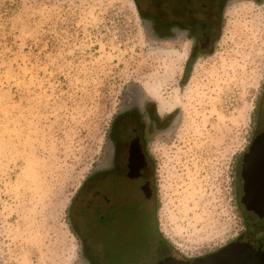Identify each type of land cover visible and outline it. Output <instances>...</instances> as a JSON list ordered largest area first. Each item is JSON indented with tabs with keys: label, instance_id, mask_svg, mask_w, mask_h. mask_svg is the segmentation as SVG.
I'll list each match as a JSON object with an SVG mask.
<instances>
[{
	"label": "rangeland",
	"instance_id": "1",
	"mask_svg": "<svg viewBox=\"0 0 264 264\" xmlns=\"http://www.w3.org/2000/svg\"><path fill=\"white\" fill-rule=\"evenodd\" d=\"M139 11L136 0H0V264H82L73 198L108 163L129 86L175 112L151 146L154 236L135 264L203 256L243 230L236 165L264 123V0H227L193 59L186 41L152 40Z\"/></svg>",
	"mask_w": 264,
	"mask_h": 264
},
{
	"label": "flooded vegetation",
	"instance_id": "2",
	"mask_svg": "<svg viewBox=\"0 0 264 264\" xmlns=\"http://www.w3.org/2000/svg\"><path fill=\"white\" fill-rule=\"evenodd\" d=\"M226 1L136 0L149 37L175 45L188 42L190 59L212 44ZM148 94L164 111L156 95ZM154 99L137 86L126 88L109 132L108 163L83 180L78 214L82 264H135L140 255L147 260L157 180L151 146L157 136L165 135L175 117L174 111L161 114ZM262 120L236 165L243 217L239 235L253 241H264ZM139 229L147 232L136 241L134 234ZM166 256L176 258L166 253L157 261Z\"/></svg>",
	"mask_w": 264,
	"mask_h": 264
},
{
	"label": "water",
	"instance_id": "3",
	"mask_svg": "<svg viewBox=\"0 0 264 264\" xmlns=\"http://www.w3.org/2000/svg\"><path fill=\"white\" fill-rule=\"evenodd\" d=\"M262 242L246 240L239 235L236 240L209 254L186 260L166 256L154 264H260L258 250H261Z\"/></svg>",
	"mask_w": 264,
	"mask_h": 264
},
{
	"label": "bare ground",
	"instance_id": "4",
	"mask_svg": "<svg viewBox=\"0 0 264 264\" xmlns=\"http://www.w3.org/2000/svg\"><path fill=\"white\" fill-rule=\"evenodd\" d=\"M148 91V93H150V94H154V95H157V93H156V91L154 90V89H151V90H147ZM161 109L162 110H166L165 108H166V106H165V104H163V102H161ZM261 244V250L259 249L258 250V255H259V262H260V264H264V242H262V243H260Z\"/></svg>",
	"mask_w": 264,
	"mask_h": 264
},
{
	"label": "trees",
	"instance_id": "5",
	"mask_svg": "<svg viewBox=\"0 0 264 264\" xmlns=\"http://www.w3.org/2000/svg\"><path fill=\"white\" fill-rule=\"evenodd\" d=\"M83 187H84V183L82 182L80 188L78 189L76 195H75L74 198H73L74 202L77 201V200H75L76 197H78V198L80 197V193H81V190H82ZM72 227H73L75 233H76L79 237H81V234H80V232L77 231V229H76V227H75V223H74L73 221H72ZM79 231H80V230H79ZM153 236H154V231H151V239H150V240H153V239H152Z\"/></svg>",
	"mask_w": 264,
	"mask_h": 264
}]
</instances>
